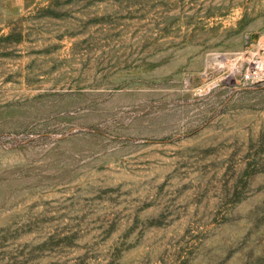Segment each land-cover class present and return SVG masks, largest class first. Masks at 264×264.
I'll use <instances>...</instances> for the list:
<instances>
[{"label":"rangeland","instance_id":"rangeland-1","mask_svg":"<svg viewBox=\"0 0 264 264\" xmlns=\"http://www.w3.org/2000/svg\"><path fill=\"white\" fill-rule=\"evenodd\" d=\"M0 264H264V0H0Z\"/></svg>","mask_w":264,"mask_h":264},{"label":"built area","instance_id":"built-area-1","mask_svg":"<svg viewBox=\"0 0 264 264\" xmlns=\"http://www.w3.org/2000/svg\"><path fill=\"white\" fill-rule=\"evenodd\" d=\"M251 74V73H250ZM252 74H255V72H253Z\"/></svg>","mask_w":264,"mask_h":264}]
</instances>
